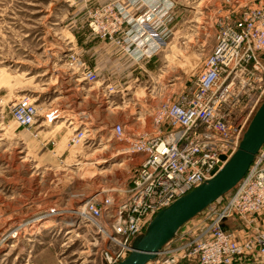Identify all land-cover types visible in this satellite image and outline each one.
Segmentation results:
<instances>
[{
  "label": "rangeland",
  "instance_id": "rangeland-1",
  "mask_svg": "<svg viewBox=\"0 0 264 264\" xmlns=\"http://www.w3.org/2000/svg\"><path fill=\"white\" fill-rule=\"evenodd\" d=\"M115 1L138 16L152 0H0V264H107L94 229L72 211L102 189L128 184L137 162L123 149L155 131L161 100L189 90L236 0H168V45L143 58L89 26L92 11ZM83 62L96 81L82 78ZM22 97L37 105L32 131L12 118ZM116 123L125 127L122 140L113 135ZM80 131L85 136L73 142Z\"/></svg>",
  "mask_w": 264,
  "mask_h": 264
},
{
  "label": "built area",
  "instance_id": "built-area-1",
  "mask_svg": "<svg viewBox=\"0 0 264 264\" xmlns=\"http://www.w3.org/2000/svg\"><path fill=\"white\" fill-rule=\"evenodd\" d=\"M169 4L152 0L137 16L115 1L92 11L89 26L101 38L125 44L124 52L131 57H151L168 45ZM217 26L215 45L189 90L176 101L161 100L152 114L155 131L135 135L123 149L129 160L137 162L128 184L102 189L73 210L94 229V245L107 264H118L128 255L134 238L159 210L225 164L264 99V4L236 0ZM79 70L83 79H98L84 62ZM11 114L19 126L32 131L37 105L22 97L13 104ZM112 132L119 140L126 134L122 123L114 124ZM83 136L85 132L80 131L72 140L79 142ZM228 194L198 214L190 230L182 227L148 264L264 260V145ZM235 216L249 229L242 239L223 227Z\"/></svg>",
  "mask_w": 264,
  "mask_h": 264
},
{
  "label": "water",
  "instance_id": "water-1",
  "mask_svg": "<svg viewBox=\"0 0 264 264\" xmlns=\"http://www.w3.org/2000/svg\"><path fill=\"white\" fill-rule=\"evenodd\" d=\"M264 145V99L243 133L237 150L213 176L159 210L145 231L134 238L131 251L118 264H148L182 227L241 181Z\"/></svg>",
  "mask_w": 264,
  "mask_h": 264
},
{
  "label": "crops",
  "instance_id": "crops-1",
  "mask_svg": "<svg viewBox=\"0 0 264 264\" xmlns=\"http://www.w3.org/2000/svg\"><path fill=\"white\" fill-rule=\"evenodd\" d=\"M70 117H71L70 113H64L62 115V118H70ZM54 124H56V125H50V128H52V129H50L51 131H54L56 129V127L58 129L61 126V125H58L59 122H56ZM140 157H142V156H140ZM197 222H198V218L196 219V221H194L192 223L191 226H194ZM223 227L225 229H232L233 231H235V234L238 237V239L244 238L249 233L248 227L244 223H242L241 220L236 216L232 217L230 219H227L223 223Z\"/></svg>",
  "mask_w": 264,
  "mask_h": 264
},
{
  "label": "bare ground",
  "instance_id": "bare-ground-1",
  "mask_svg": "<svg viewBox=\"0 0 264 264\" xmlns=\"http://www.w3.org/2000/svg\"><path fill=\"white\" fill-rule=\"evenodd\" d=\"M65 116H66V115H65ZM56 129H57V127H56ZM72 212H74V215H75L76 217L80 214V212H78V211H76V212H75V211H72ZM45 222L48 223V222H51V221H48V220H47V221H45ZM51 225H52V223H49V224H46V225H41V227L44 228V227H48V226H51ZM71 226H72V227H73V226H76V223H73V225H71Z\"/></svg>",
  "mask_w": 264,
  "mask_h": 264
},
{
  "label": "trees",
  "instance_id": "trees-1",
  "mask_svg": "<svg viewBox=\"0 0 264 264\" xmlns=\"http://www.w3.org/2000/svg\"><path fill=\"white\" fill-rule=\"evenodd\" d=\"M223 198V197H222Z\"/></svg>",
  "mask_w": 264,
  "mask_h": 264
}]
</instances>
